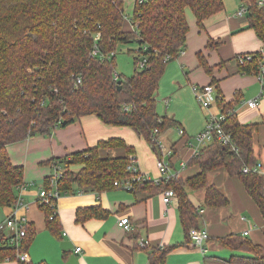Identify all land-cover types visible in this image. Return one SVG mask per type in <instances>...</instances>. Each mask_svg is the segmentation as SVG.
Instances as JSON below:
<instances>
[{
    "label": "trees",
    "instance_id": "1",
    "mask_svg": "<svg viewBox=\"0 0 264 264\" xmlns=\"http://www.w3.org/2000/svg\"><path fill=\"white\" fill-rule=\"evenodd\" d=\"M241 1L249 6V27L264 42V6H259L257 0ZM126 2L0 0V207L14 206L19 185L23 183L24 168L11 161L7 146L37 133L49 135L55 127L66 126L83 115L96 114L106 124L133 128L157 157H164L157 141L176 121L157 112L158 83L166 65L186 47L189 30L186 8H191L197 25L203 28L208 17L224 8V1L132 0L129 13ZM131 42L138 44L134 71L115 77L116 48L120 43ZM208 46L215 45L210 40ZM247 53L253 56L239 64V70L255 74L260 51ZM197 57L200 66L211 74L213 67L204 53L198 51ZM143 58L145 64L140 66ZM214 82L213 79L211 84ZM218 92V104L226 114L222 126L230 133L231 144L213 140L201 147L187 162L199 168L193 175L172 176L159 183L132 180L133 187L128 189L134 193H154L172 188L189 242V229L199 227L198 210L189 191L203 189L206 206L229 203L226 193L209 181V173L218 168L241 181L264 219V177L258 171H243L245 166L252 168L258 162L254 135L261 122H240L234 102L225 101L220 89ZM114 150L118 152L113 153ZM175 154L167 156L173 168ZM131 156L136 157V149L124 138L99 139L93 146L49 159L53 172L45 177L43 187L51 188L55 168L59 171L56 188L60 195L77 190L100 193L114 189L118 187L115 180L132 176V170L128 169ZM38 202L47 229L57 234L60 229L57 212L53 213L50 203L40 198ZM108 214L109 210L101 205L84 206L76 211L79 221L105 218ZM35 233L34 226L28 223L20 249L27 250ZM8 239L5 231L0 230V259L15 258L17 249ZM220 241L229 248L252 253L233 254L229 261L264 264V246L236 233L223 236ZM178 245L146 246L149 263L166 264V255Z\"/></svg>",
    "mask_w": 264,
    "mask_h": 264
},
{
    "label": "crops",
    "instance_id": "2",
    "mask_svg": "<svg viewBox=\"0 0 264 264\" xmlns=\"http://www.w3.org/2000/svg\"><path fill=\"white\" fill-rule=\"evenodd\" d=\"M238 8L233 10L224 6L208 17L204 27L200 28L191 8L187 7L189 30L186 47L166 65L158 83L157 92L161 93L167 109L164 113L159 111L157 94V112L161 115L166 113L176 121L162 135L166 141L170 140L167 148L173 145L176 152L173 156L174 169L184 178L199 170L197 165L181 167V160L188 161L193 153L186 138L201 131L209 113L214 110L198 104L193 86L211 84L213 79V93L217 96L220 89L225 101L234 102V110L240 122H261L254 135V154L260 162L259 172L264 177V93L257 76L240 72L235 60L238 53L260 50L262 41L254 29L249 27L248 15L236 13ZM210 40L215 46H208ZM198 51L204 53L207 62L213 67L211 74L200 66ZM251 98L258 99L256 107L247 105L246 101ZM177 126L182 127L186 135L178 133ZM170 129L175 130L174 138L170 136ZM136 134L129 126L106 124L96 114H87L66 126L55 127L49 135L37 133L7 146L11 161L24 168L23 182L26 187L18 190L22 205L0 207V222L10 214H15L25 216L26 221L34 226V238L27 250H24L28 256L26 262L66 264L70 256L75 254L78 264H150L146 246L180 244L166 255V264H235L229 261L233 254L252 253L224 246L221 237L236 233L264 246V219L258 206L241 181L228 175L223 168L211 171L209 181L226 193L229 198L227 205L206 206L203 189L189 191L191 201L201 210L198 211V225L206 228L209 234L205 251L186 240L179 219L177 198L166 203L161 192L134 193L120 186L100 193L77 190L60 195L57 199L60 229L57 234L49 231L45 214L38 202L44 179L53 172L48 160L93 146L99 139L116 136L124 138L135 147L137 164L143 173L151 176L154 171L151 177H160L156 168V153L147 142L140 137L136 138ZM165 159L168 157L165 156ZM90 205H101L108 209V216L77 220V209ZM125 216L132 223L131 230L118 225V220ZM142 239L148 241L146 246H139ZM64 240L71 245L70 248L61 246ZM77 246L81 250L76 252ZM0 264L20 262L5 258L0 259Z\"/></svg>",
    "mask_w": 264,
    "mask_h": 264
},
{
    "label": "built area",
    "instance_id": "3",
    "mask_svg": "<svg viewBox=\"0 0 264 264\" xmlns=\"http://www.w3.org/2000/svg\"><path fill=\"white\" fill-rule=\"evenodd\" d=\"M257 4L259 6H264V0H257ZM249 12V6L247 3L244 2L242 6H240L236 13L238 15H244L248 14ZM260 51V59H259V65L258 70L255 73L257 78L259 79L261 85H262V93H264V42H262V46ZM96 52V50H94ZM252 54L250 53H238L235 56V60L238 64L244 63L246 60H250L252 58ZM146 59L143 58L140 62V66H143L145 64ZM118 74H115V77H117ZM78 82L80 79L77 80ZM193 91L195 93V96L197 97L198 101L201 103V106L206 109H214L211 111L208 115V119L205 123L204 128L197 132L194 136H187V142L190 144V146L193 148V153L196 154L199 149L209 142H212L213 140H217L222 144H231V135L230 133H227L222 126V123L225 119V112L223 111L222 107L218 104L217 96L213 93V85L212 84H206V85H194ZM247 105L250 107H256L258 105V99L257 98H251L246 101ZM157 131V129H156ZM178 133L181 135H186V132L182 127H178ZM158 145L161 149V151L164 153L163 158H156V168L160 175V177H151L145 173H143L137 164V158L135 156H131V162L128 165V169L132 170V176L130 178H126L122 181L115 180L114 184L116 186L123 187L125 189H130L133 187L132 180L135 181H145V180H153L155 183H159L163 179L168 180L172 176H179V173L176 169H174L169 159H165V156L170 157L174 150L172 147L167 148L165 147L160 140L157 141ZM188 161L181 160V167L184 168L187 165ZM260 169V162H257L255 166L248 167L245 166L243 168V171L247 172L249 170L258 171ZM57 176H59V171L54 168V175L51 177V188H45L41 187L39 191V198L46 203H50L53 208V213L57 212V199L60 196L59 191L56 188V179ZM26 185L25 183H21L19 185V190L25 189ZM161 193L163 195L164 202L168 203L172 198H176V193L172 188H164L161 190ZM54 198L56 201H54ZM22 199L21 196L18 195V200L14 204L15 205H22ZM198 211H201L200 208L197 209ZM27 225L28 222L26 221V217L22 216H16L15 214H10L6 217V219L3 222H0V230H4L6 233V236L9 237L8 243L11 245H14L17 249L16 255L14 259H17L18 261L26 262L28 260V256L25 251L20 249L21 245L23 244L24 237L27 232ZM118 225L123 227L125 230H131L132 229V223L130 222L129 217L125 216L118 220ZM248 231H245L244 233H247ZM189 236H190V242L198 247L200 250L205 251V243L209 237L208 231L206 228L201 227H191L189 229ZM148 244L147 240H140L139 246H146ZM81 247L77 246L75 248V251H80ZM6 258H10V256H7Z\"/></svg>",
    "mask_w": 264,
    "mask_h": 264
},
{
    "label": "rangeland",
    "instance_id": "4",
    "mask_svg": "<svg viewBox=\"0 0 264 264\" xmlns=\"http://www.w3.org/2000/svg\"><path fill=\"white\" fill-rule=\"evenodd\" d=\"M223 1H224V4H225L224 6H226L227 8L233 9V10H236L237 6L240 7V6H242L244 4V2H242L241 0H223ZM126 3H127V12L129 13V12H131V8H132L131 7L132 0H127ZM244 15H246V14H244ZM137 48H138V44L136 42L118 44V46L116 48V51H115L116 55H115V58H114L115 71L117 73H119L121 75H124V76H128V75L133 73L134 68H135V57H136V55H138ZM161 78H162V76H161ZM157 94H158V92H157ZM195 99H196V101L199 104L200 102L198 101L196 96H195ZM158 100L160 102V105H159L158 109H159V111L161 113H164V110L167 109V108H165L164 100H163V97L161 96V93L158 94ZM200 105H201V103H200ZM178 127L179 126H177V128H176L177 132H178ZM170 131H171V133H170L171 138H174L176 136V134H173L175 132V130L174 129L173 130L170 129ZM195 134L189 135V136H194ZM135 136H136V138L140 137L141 140L145 141V139L143 137H141L140 135L136 134ZM159 140H160V142L162 144H164L165 147H169L168 146V144H169L168 141H170V140L166 141L163 138V135H162V137ZM148 164L151 165L150 162H148ZM152 168L153 167H151V170H152ZM153 172H151V176H154Z\"/></svg>",
    "mask_w": 264,
    "mask_h": 264
},
{
    "label": "water",
    "instance_id": "5",
    "mask_svg": "<svg viewBox=\"0 0 264 264\" xmlns=\"http://www.w3.org/2000/svg\"><path fill=\"white\" fill-rule=\"evenodd\" d=\"M118 87H120V84L118 85ZM61 246L64 248H68V247L70 248L71 247V245L68 244V242L65 240L61 242ZM66 264H78L76 255L72 254L70 256V258L68 259V261L66 262Z\"/></svg>",
    "mask_w": 264,
    "mask_h": 264
}]
</instances>
